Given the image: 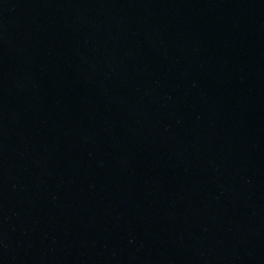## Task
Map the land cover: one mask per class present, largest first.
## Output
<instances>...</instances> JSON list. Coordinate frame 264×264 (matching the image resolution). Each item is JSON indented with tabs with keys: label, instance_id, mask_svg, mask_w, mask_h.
<instances>
[{
	"label": "water",
	"instance_id": "water-1",
	"mask_svg": "<svg viewBox=\"0 0 264 264\" xmlns=\"http://www.w3.org/2000/svg\"><path fill=\"white\" fill-rule=\"evenodd\" d=\"M0 264H264V0H0Z\"/></svg>",
	"mask_w": 264,
	"mask_h": 264
}]
</instances>
